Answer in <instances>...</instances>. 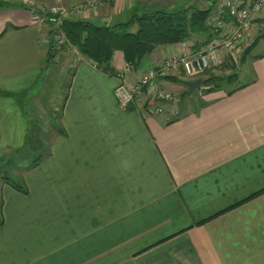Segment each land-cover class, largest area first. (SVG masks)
<instances>
[{
    "label": "crops",
    "instance_id": "crops-1",
    "mask_svg": "<svg viewBox=\"0 0 264 264\" xmlns=\"http://www.w3.org/2000/svg\"><path fill=\"white\" fill-rule=\"evenodd\" d=\"M90 1L0 0V161L27 187L3 183L0 169V264H264V56L247 57L246 81L237 76L231 94L183 95L194 78L175 70L156 83L176 101L159 112L144 97L123 108L118 79L80 53L75 67L68 55L45 65L49 30L32 14L56 8L112 25L214 0H98L74 10ZM203 36L157 45L126 81ZM64 59L70 69L57 80ZM111 66L124 68L121 51ZM34 154L41 160L29 168Z\"/></svg>",
    "mask_w": 264,
    "mask_h": 264
},
{
    "label": "trees",
    "instance_id": "trees-1",
    "mask_svg": "<svg viewBox=\"0 0 264 264\" xmlns=\"http://www.w3.org/2000/svg\"><path fill=\"white\" fill-rule=\"evenodd\" d=\"M213 4L206 8H182L177 10L146 9L141 13H133L123 22L112 25L97 24L87 20H76L63 18L59 30L69 42L62 46L61 51L57 52L52 43V33L48 32L47 51L45 65L58 64L64 56H67L69 49L77 50L78 53L91 60L95 67L108 76L115 77L119 70H114L111 60L115 51H121L125 61L124 67L134 69L138 66L143 57L153 51L157 45H171L185 41L192 33L204 35V40L196 46H201L210 42L218 33L209 25ZM50 18L57 17L58 14L48 13ZM135 25V30L131 27ZM260 33L254 37L250 45L245 48L240 56L239 62H245L247 56L257 46L262 39ZM264 56L261 54L253 55L257 59ZM232 68L236 65L231 64ZM236 70V69H235ZM208 76V75H207ZM162 78H170L163 75ZM173 78H171L172 80ZM237 80V73H230L226 76H208L202 79L203 92H211L218 89H227ZM66 87H69V82ZM236 88H228L227 93L231 94ZM195 92V91H194ZM187 90L183 93L186 95ZM203 104V103H201ZM41 154L33 158L29 168L35 166L41 160ZM7 160L5 157L0 167ZM1 180L14 189L26 193L27 187L22 182L19 175L2 171ZM258 193V192H257ZM254 193L253 195H255ZM1 212V207H0ZM208 219V218H207ZM207 219L196 222L201 224ZM2 223L0 213V224Z\"/></svg>",
    "mask_w": 264,
    "mask_h": 264
},
{
    "label": "built area",
    "instance_id": "built-area-1",
    "mask_svg": "<svg viewBox=\"0 0 264 264\" xmlns=\"http://www.w3.org/2000/svg\"><path fill=\"white\" fill-rule=\"evenodd\" d=\"M98 2V0H92L81 7ZM263 8L264 0H214L209 25L218 35L198 49L183 51L167 57L155 67L144 72L133 83L129 84L126 81L130 67L119 70L115 76L118 83L114 87L118 105L125 108L140 97H144L143 105L149 111L159 112L162 102L176 101V95L163 90L157 85L156 79L169 75L173 70H181L189 78L203 79L210 71L219 68L223 61L227 60L226 57H232L235 60V54L244 38L249 37L250 34L255 36L264 33V17L257 16ZM60 17L61 15H58L52 19L47 15V11L32 15L34 22L47 25L52 33V43L57 52L61 51L63 45H69L68 40L59 30ZM233 60L231 64L233 62L236 64Z\"/></svg>",
    "mask_w": 264,
    "mask_h": 264
},
{
    "label": "rangeland",
    "instance_id": "rangeland-1",
    "mask_svg": "<svg viewBox=\"0 0 264 264\" xmlns=\"http://www.w3.org/2000/svg\"><path fill=\"white\" fill-rule=\"evenodd\" d=\"M87 5L89 4V2H86V3H82V4H79L77 5L74 10H81L85 7H81L83 5ZM92 6V5H91ZM87 7V6H86ZM88 7H90V5H88ZM43 11H49V10H41V12ZM53 13L55 14H58V15H61L58 13V11L56 10V8L52 9L51 10ZM50 11V12H51ZM263 11H264V8L263 10L257 14L258 17H264V14H263ZM64 14V12H63ZM33 15V14H32ZM57 15V16H58ZM61 21L63 19V16L61 15ZM256 36V35H255ZM254 35L250 34V36L244 38V40L242 41V43L240 44V47H239V50L236 52L235 54V60H233L232 57H226L227 60L225 59L223 61V63L220 65L219 68H217L216 70L214 71H210L208 74H206V77L208 76H226L230 73H237V76H238V81L237 83H241V82H245L246 81V77H245V73L246 71L249 70V67H250V64H249V60L246 61V62H239L240 60V56L241 54L243 53V51L245 50L246 47H248V45H250V43L252 42V40L254 39L255 37ZM204 37V36H203ZM201 37L200 40L202 41L204 38ZM195 39V38H194ZM188 51V50H187ZM264 52V34L262 35V39L260 40V42L257 44V46L251 51V53L247 56V57H252L253 55L255 54H261ZM68 56L67 57H70L69 60H71V64L72 66L71 67H75V65L78 63L79 61V57H80V54L78 53L77 50H73L72 49H69L68 51ZM65 60V61H64ZM64 63L62 65H59V66H56L55 68L52 69V72H53V76L54 78H56L58 80V76L60 77L61 75H63L64 73H66L69 69H70V64L68 63L69 61L67 59H64ZM235 61L236 64H234L233 62V65H236V67H234V69L232 68L231 65V61ZM68 61V62H67ZM66 64V65H65ZM236 69V70H235ZM248 69V70H247ZM175 70L171 71L170 73L174 72ZM73 75V74H72ZM170 75V74H169ZM208 75V76H207ZM68 83V82H67ZM66 83V85H67ZM56 84L57 83H54V86L52 87V90L54 88H56ZM236 84V83H235ZM201 87V86H200ZM230 86H228L227 88H230ZM38 154H34V157L37 156ZM2 163V160L0 161V164ZM1 169V173L2 171H6L5 168L3 169V165L0 167Z\"/></svg>",
    "mask_w": 264,
    "mask_h": 264
},
{
    "label": "water",
    "instance_id": "water-1",
    "mask_svg": "<svg viewBox=\"0 0 264 264\" xmlns=\"http://www.w3.org/2000/svg\"><path fill=\"white\" fill-rule=\"evenodd\" d=\"M186 85L188 87L187 93L188 95H191L193 91L199 89V87L202 85V79L196 78L186 81Z\"/></svg>",
    "mask_w": 264,
    "mask_h": 264
}]
</instances>
